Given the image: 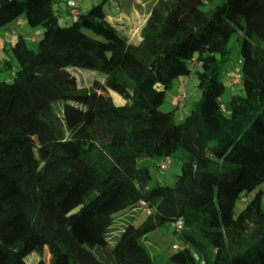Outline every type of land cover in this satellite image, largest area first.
Listing matches in <instances>:
<instances>
[{
	"label": "trees",
	"instance_id": "16d2710c",
	"mask_svg": "<svg viewBox=\"0 0 264 264\" xmlns=\"http://www.w3.org/2000/svg\"><path fill=\"white\" fill-rule=\"evenodd\" d=\"M55 1L0 0V27L23 15L43 29L36 47L22 35L9 47L26 95L15 115L16 92L0 80V264H44L45 247L50 264H156L143 239L164 224L181 240L171 264H264V0H209L208 10L203 0H154L133 36L106 0L67 26ZM232 40L242 93L222 103ZM74 68L91 70L85 82ZM190 72L200 97L176 123L159 106ZM151 155L179 160L173 185L150 184L137 158ZM138 208L146 218L135 225ZM117 214L126 223L110 246Z\"/></svg>",
	"mask_w": 264,
	"mask_h": 264
},
{
	"label": "rangeland",
	"instance_id": "374dc122",
	"mask_svg": "<svg viewBox=\"0 0 264 264\" xmlns=\"http://www.w3.org/2000/svg\"><path fill=\"white\" fill-rule=\"evenodd\" d=\"M103 0H71L72 7L75 10H84L89 8L93 4H98ZM154 0H137V3L131 7L126 9H116L115 0H106L103 4L104 8L107 11L108 17L111 19L113 14H117V18L121 21H124L122 24H126V26L131 28L130 36L135 35L137 27L140 26L145 18L148 15L150 10V6L152 5ZM204 6L202 7L204 10H208L211 6V2L209 0H203ZM55 12L58 16V22L62 26L70 25L73 19L71 13V6L66 4V0H56L53 5ZM115 9V10H114ZM116 12V13H115ZM24 21L26 23L25 28H21L16 26V21ZM42 27L40 25L31 26L27 23L26 18L22 15L16 20L11 21L5 26L0 27V80H6L12 84L16 92V97L14 98V102L12 104L11 113L13 115L18 113L19 107L25 101L26 95L22 90L20 84L14 80L13 69L15 68L16 61L9 49L10 45H12L17 39L18 35H22L28 43L32 47H36L38 41L42 36ZM87 32L91 33L86 29ZM241 35V33H240ZM237 36V35H236ZM33 38V40H32ZM230 54L227 61L224 63L222 69V80L225 85V90L220 97V101L225 103L231 93H242L241 85L239 83L230 86V78L233 71L238 68L237 60L239 58L238 46L232 42L230 43ZM8 61L10 64V68H3V64ZM114 63L119 64V67H123V62L121 58L115 57ZM73 68V67H72ZM91 70L74 68L73 73L77 76V78L81 79L85 82V75ZM95 74H93L95 88L97 92L103 94L105 90L100 82H98V75H102L98 71L93 70ZM97 75V76H96ZM261 90L264 96V79L261 82ZM182 93H186V98L184 104L182 106L176 107L175 100ZM109 97L112 98L116 103H122L123 99L113 93H108ZM200 97V89L197 86V80L193 73L190 74H182L174 79L172 86L166 92L164 101L159 106L161 111H171L174 110V120L176 123L183 122L186 116L191 112L193 104ZM137 164L140 166H145L148 168L150 173V184L153 182H158L166 185H173L175 176L180 172V162L175 156H141L137 158ZM164 164L165 168H161L160 165ZM262 190L261 203L262 207H264V181L256 188ZM254 191L249 192L245 197L240 196L237 199L234 205V213L237 214L241 208L245 205V198H251L254 194ZM123 215V214H122ZM122 215H115V222L118 228L114 232V234H110L108 239L109 245L113 246L117 241L119 234L126 223L125 218ZM146 218L145 211H141L136 209L134 212V217L132 219L133 224L138 225L142 220ZM111 233V232H109ZM144 245L147 248L148 252L154 259L156 264H171L169 257L173 254L174 249L173 246H181V240L179 238V234L173 231V227L169 224H164L160 228L148 233L146 237L143 239ZM25 261L27 263L34 262L37 257L34 253H29L25 256ZM44 264H50V256L49 251L45 247L43 251Z\"/></svg>",
	"mask_w": 264,
	"mask_h": 264
},
{
	"label": "built area",
	"instance_id": "2783aa9c",
	"mask_svg": "<svg viewBox=\"0 0 264 264\" xmlns=\"http://www.w3.org/2000/svg\"><path fill=\"white\" fill-rule=\"evenodd\" d=\"M68 5L72 7V2L68 1ZM71 13L73 16V19H75L78 15V11L74 9V7L71 8ZM238 64H240V60H238L237 62ZM193 64H195V61L193 60ZM240 78H241V74H240V70H239V65L238 68H236L233 73L231 74V78H230V86L235 85L237 83L240 82ZM186 93H182L178 98H176L175 100V106L179 107L182 106L184 104L185 98H186ZM161 168H165L164 164L160 165ZM142 203V202H141ZM176 228H180L181 227V222H177L175 224ZM173 248L176 249V245L173 246Z\"/></svg>",
	"mask_w": 264,
	"mask_h": 264
},
{
	"label": "crops",
	"instance_id": "0c3cea01",
	"mask_svg": "<svg viewBox=\"0 0 264 264\" xmlns=\"http://www.w3.org/2000/svg\"><path fill=\"white\" fill-rule=\"evenodd\" d=\"M70 1H71V0H70ZM115 1H117V0H115ZM115 6H116V7H115L116 9H119V8L117 7V3H115ZM120 9H121V8H120ZM114 10H115V9H114ZM115 13H116V12H115ZM111 20H112L113 22H118V23L120 22V21H118V20H120V19L117 18V14H116V15L113 14V17L111 18ZM121 23H124V21H121ZM15 24H16L17 28L20 27V29H21V28H25V26H26V23H25L24 21H19V20L16 21ZM123 25L126 26V24H123ZM129 29H131V28H129ZM138 166H140V165H138Z\"/></svg>",
	"mask_w": 264,
	"mask_h": 264
}]
</instances>
